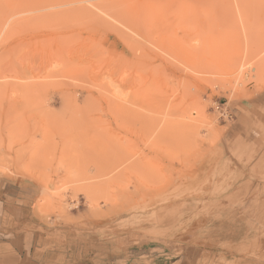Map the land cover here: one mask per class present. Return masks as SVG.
<instances>
[{"label": "rangeland", "instance_id": "374dc122", "mask_svg": "<svg viewBox=\"0 0 264 264\" xmlns=\"http://www.w3.org/2000/svg\"><path fill=\"white\" fill-rule=\"evenodd\" d=\"M262 50L264 0H0V264H264Z\"/></svg>", "mask_w": 264, "mask_h": 264}, {"label": "crops", "instance_id": "0c3cea01", "mask_svg": "<svg viewBox=\"0 0 264 264\" xmlns=\"http://www.w3.org/2000/svg\"><path fill=\"white\" fill-rule=\"evenodd\" d=\"M9 198L5 197V193L2 191V185L0 184V247H4L5 245L13 246L14 241L8 239V233L4 229V217L6 215L7 210L11 207L10 203L8 204ZM11 200V199H10ZM8 239V240H7Z\"/></svg>", "mask_w": 264, "mask_h": 264}, {"label": "bare ground", "instance_id": "6f19581e", "mask_svg": "<svg viewBox=\"0 0 264 264\" xmlns=\"http://www.w3.org/2000/svg\"><path fill=\"white\" fill-rule=\"evenodd\" d=\"M248 47H249V46H248ZM247 51H248V52H250V51H249V48H248V50H247ZM263 51H264V50H262V51L258 52V54H261ZM256 54H257V53H256ZM258 54H257V57L259 56ZM249 56H250V55H249ZM255 56H256V55H254V57H255ZM240 57H241V56H240ZM255 58H256V57H255ZM255 58H254V59H252L251 61H254V60H255ZM238 62H239V61H237V65L239 64ZM255 62H256V61H255ZM234 63H235V62H234ZM234 63H232V64L234 65ZM262 63H263V62H262ZM233 65H232V66H233ZM244 65H245V64H244ZM244 65H243V67H244ZM262 66H263V65H262ZM234 67H235V66H234ZM234 67H233V68H234ZM237 67H238V66H237ZM237 67H236V68H237ZM236 68H235V69H236ZM260 68H263V67H260ZM260 68H259L258 70H260ZM235 69H234V70H235ZM261 70H263V69H261ZM261 70H260L259 72H261ZM243 72H244V71H243ZM240 77H241V76H240Z\"/></svg>", "mask_w": 264, "mask_h": 264}]
</instances>
